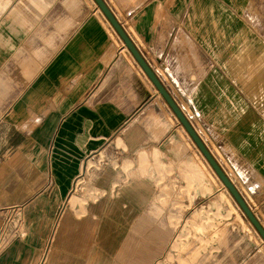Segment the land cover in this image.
<instances>
[{
    "label": "crops",
    "instance_id": "crops-1",
    "mask_svg": "<svg viewBox=\"0 0 264 264\" xmlns=\"http://www.w3.org/2000/svg\"><path fill=\"white\" fill-rule=\"evenodd\" d=\"M104 1L264 228V0ZM13 205L0 264H264L96 0H0V227Z\"/></svg>",
    "mask_w": 264,
    "mask_h": 264
},
{
    "label": "water",
    "instance_id": "water-1",
    "mask_svg": "<svg viewBox=\"0 0 264 264\" xmlns=\"http://www.w3.org/2000/svg\"><path fill=\"white\" fill-rule=\"evenodd\" d=\"M100 8L104 11L106 16L110 19L116 30L119 32L123 40L125 41L128 48L132 51L134 56L137 58L139 63L142 65L144 70L147 72L149 77L152 79V81L155 83L156 87L160 91V93L164 96V98L167 100L171 108L174 110L177 117L180 119L196 145L199 147L203 155L206 157V159L210 162L212 167L215 169L216 173L220 177V179L223 181L225 186L231 191V193L234 195L235 199L239 203L240 207L243 209L244 213L247 215V217L250 219V221L253 223V225L256 227V229L259 231V233L264 238V228L260 224V222L257 220L255 215L253 214L252 210L250 209L249 205L245 201L244 197L240 193V191L237 189V187L232 183V181L227 176L226 172L216 159V157L213 155V153L210 151V149L207 147V145L204 143L200 135L197 133L195 128L192 126L184 112L181 110L179 105L175 102L171 94L168 92V90L163 86L159 78L156 76L154 71L150 68L148 63L143 58L142 54L138 50V48L135 46L133 41L130 39V37L127 35V33L124 31V29L121 27L119 22L114 17L111 10L108 8L104 0H96Z\"/></svg>",
    "mask_w": 264,
    "mask_h": 264
},
{
    "label": "built area",
    "instance_id": "built-area-1",
    "mask_svg": "<svg viewBox=\"0 0 264 264\" xmlns=\"http://www.w3.org/2000/svg\"><path fill=\"white\" fill-rule=\"evenodd\" d=\"M25 215L22 205H13L2 210L0 227V254L15 239L25 234Z\"/></svg>",
    "mask_w": 264,
    "mask_h": 264
},
{
    "label": "bare ground",
    "instance_id": "bare-ground-1",
    "mask_svg": "<svg viewBox=\"0 0 264 264\" xmlns=\"http://www.w3.org/2000/svg\"><path fill=\"white\" fill-rule=\"evenodd\" d=\"M75 200H76V199H75ZM75 200H74L75 203L78 202V201H75ZM80 203H81V205H82V202H80ZM79 205H80V204H79ZM47 251H48V250H47ZM39 263H40V262H39Z\"/></svg>",
    "mask_w": 264,
    "mask_h": 264
}]
</instances>
